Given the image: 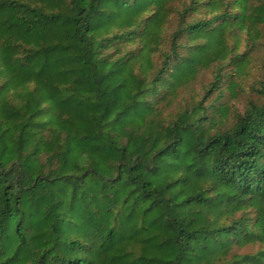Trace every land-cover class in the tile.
Listing matches in <instances>:
<instances>
[{
  "label": "trees",
  "instance_id": "16d2710c",
  "mask_svg": "<svg viewBox=\"0 0 264 264\" xmlns=\"http://www.w3.org/2000/svg\"><path fill=\"white\" fill-rule=\"evenodd\" d=\"M0 264H264V0H0Z\"/></svg>",
  "mask_w": 264,
  "mask_h": 264
}]
</instances>
